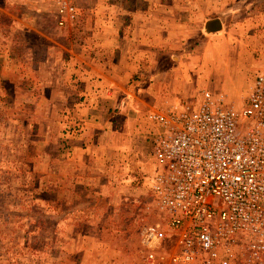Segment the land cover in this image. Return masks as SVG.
<instances>
[{"label": "rangeland", "instance_id": "obj_1", "mask_svg": "<svg viewBox=\"0 0 264 264\" xmlns=\"http://www.w3.org/2000/svg\"><path fill=\"white\" fill-rule=\"evenodd\" d=\"M26 1L43 11L0 0V264H149L140 229L165 220L150 192L159 129L136 98L177 97L184 73L202 80L209 52L234 75L223 84L247 92L264 73V0H73L78 16L64 27L52 0ZM214 19L221 30L206 33ZM157 62L177 64L176 78L156 76L141 93Z\"/></svg>", "mask_w": 264, "mask_h": 264}, {"label": "built area", "instance_id": "obj_2", "mask_svg": "<svg viewBox=\"0 0 264 264\" xmlns=\"http://www.w3.org/2000/svg\"><path fill=\"white\" fill-rule=\"evenodd\" d=\"M52 3L59 27L77 19L73 0ZM148 119L162 168L150 192L165 220L140 229L146 261L264 264V73L241 106L203 92Z\"/></svg>", "mask_w": 264, "mask_h": 264}, {"label": "crops", "instance_id": "obj_3", "mask_svg": "<svg viewBox=\"0 0 264 264\" xmlns=\"http://www.w3.org/2000/svg\"><path fill=\"white\" fill-rule=\"evenodd\" d=\"M19 1H22L23 2V5H26L25 7H24V9H27L28 11H32L30 8H28L29 6H31L32 8H33V10L35 11V12H37V13H39V11H43V9L42 8H40L39 6L37 7L36 6V4H33V3H31V2H27L26 0H19ZM27 3V4H26ZM31 4H33V5H31ZM36 6V7H35ZM53 9H54V11H55V7H54V5H53V3H51V5H50ZM42 18V17H41ZM38 20H40V19H38V17H36V19H35V21H38ZM114 21L115 20H108L107 21V23L106 24H108L109 23V25H108V27H113V23H114ZM117 22V21H116ZM221 25H222V23H221ZM126 26V22L124 23V24H122V26L121 27H125ZM214 35H215V33H213ZM93 35H94V31H93ZM94 37V36H93ZM215 37V36H214ZM114 39H111L110 40V38L108 39V38H106V41H105V44H111V48H114ZM93 43V42H92ZM110 48V49H111ZM116 48H119L118 46L116 47ZM156 48L154 47V53H156V50H155ZM160 50V49H159ZM211 51V50H210ZM137 52L138 53H140L138 50H137ZM218 52H220V51H218ZM72 53V52H71ZM93 52L91 51V52H89V54H88V56L90 55L91 56V54H92ZM132 53H134V52H132ZM129 56L128 57H126L125 56V59L126 60H128V59H130L131 58V56H130V50L128 51V53H127ZM151 54H152V52H151ZM215 54V52L213 53H211L210 54V52H209V54H208V56H206L207 57V59H205V62L203 63V66H204V68H205V71L203 72V77H202V80H196V83H195V80H193V75H191V77L190 78H188V74H187V72L186 73H184V77H183V75L182 76H180V79H179V76L177 77L178 79H179V82H181V83H183L184 85H185V89H182V91L180 92V93H178L179 95H177V97H169V98H165L164 97V95H161L160 97H159V100H160V102H157V103H155V104H153V103H151V101L149 100V99H146L145 98V96H143V94H140L139 95V97H142V99H140V98H136V100H138L137 102V105H139V107H140V109H143V110H145L146 111V113L144 114L145 115V123H147V128H152L153 127V124L149 121V119H148V114L149 113H151V112H154V110H157V109H159V107H161V106H163V105H165V106H169V107H174V106H176V105H178V104H181V103H189V104H192V103H190L191 102V100H197V101H199L200 102V100H201V95H196V93L198 92V90H200V88L199 89H197L196 90V85L197 86H199V84H203L204 83V86L207 88V89H209L210 91H212V94H214V95H218V92H221V93H224L222 96L224 97V99H225V101L227 102V103H231L232 102V104H235L237 101H235V96H238V95H240V94H243V93H248V91L250 90V87L252 86V84H253V82L251 83V85H250V87H249V89H248V91L246 92L245 91V86H241V84L239 85V87L237 88V93L235 94L233 91H232V89H231V87H229V85H228V87L227 86H225L224 84H223V82L227 79V77L228 76H230L231 78H232V75L233 74H230V73H225V71H221V69L219 70V65H216L217 63L215 62V60H214V58L215 57H213V55ZM72 55L74 56L73 58H75V59H79V57L76 55V54H73L72 53ZM156 55V54H155ZM77 56V57H76ZM140 56V54H138V57H136L135 56V59L136 58H141V60H143L144 58H151V56H146V55H143L142 54V56L141 57H139ZM107 59H108V61L106 62L108 65H110V66H113V64H110V63H113L114 61H112V62H110V59L112 58V56L110 57V56H108L107 55V57H106ZM157 58H158V56H157ZM114 59V58H113ZM140 62V60L138 61V63ZM223 62H225V63H228V62H226V59L223 61ZM140 64V63H139ZM172 64V63H171ZM171 64H169V63H167V64H164V65H166V68L167 69H163V67H162V64H161V62H157V69L155 70V72H152L151 71V73L149 72V73H147L148 75L146 76V75H144V73H142V79L140 80V83H138L137 85H136V88H139L140 90H142L141 91V93H143V91H144V89H146V87L147 86H149V84H150V82H151V80L153 79V78H156V76H160V75H163V74H167V77H169V78H171L172 76H175L178 72L177 71H175L174 70V68H176L177 66V64H175V63H173L172 65ZM175 64V65H174ZM221 65V64H220ZM143 66V65H142ZM145 66V65H144ZM222 66V65H221ZM223 66H224V64H223ZM139 67H140V65H137V66H135V68L133 69V70H131L130 71V74L131 75H135V74H137L138 73V69H139ZM154 67H156V65L154 66ZM99 68H94V69H92V71H94L93 73H96V74H94V75H102L103 76V78L104 79H106L107 81H109L111 84H115V82H113L112 80H110L108 77H107V75H105L104 73H103V70H98ZM145 71H147V69H144ZM150 71V70H149ZM151 74H154L153 76L151 75ZM169 74V75H168ZM234 76V75H233ZM246 74L244 73L242 76H241V82L242 81H245L246 80ZM133 77H131V79H132ZM174 78H176V76L175 77H173V79ZM234 79V78H233ZM154 80V79H153ZM188 80H192L190 83H192L194 86L192 87V86H190V84L188 83V84H186L187 82H188ZM232 80V79H231ZM204 81H206V82H204ZM102 82V81H101ZM100 81H94L92 84H91V86H100V83H101ZM231 82H233V81H231ZM173 83H174V81H173ZM233 84V83H232ZM178 86L176 85V86H173L172 87V89L174 88L175 89V91H178L177 88ZM119 89H123V88H121V87H118ZM198 88V87H197ZM203 88V87H202ZM190 90H193V92L194 93H192V91H190ZM235 95V96H234ZM153 98H155V97H153ZM190 101V102H189ZM125 102H126V99H125ZM197 104H198V102H197Z\"/></svg>", "mask_w": 264, "mask_h": 264}, {"label": "water", "instance_id": "obj_4", "mask_svg": "<svg viewBox=\"0 0 264 264\" xmlns=\"http://www.w3.org/2000/svg\"><path fill=\"white\" fill-rule=\"evenodd\" d=\"M204 30L206 33H214L221 30V22L219 19L210 20L205 23Z\"/></svg>", "mask_w": 264, "mask_h": 264}]
</instances>
